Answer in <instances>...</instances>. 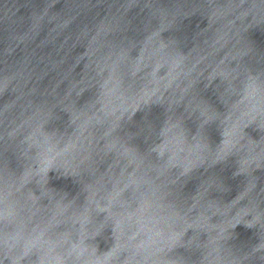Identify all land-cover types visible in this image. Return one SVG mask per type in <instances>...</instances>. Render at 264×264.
<instances>
[{"label":"water","instance_id":"obj_1","mask_svg":"<svg viewBox=\"0 0 264 264\" xmlns=\"http://www.w3.org/2000/svg\"><path fill=\"white\" fill-rule=\"evenodd\" d=\"M0 264H264V0H0Z\"/></svg>","mask_w":264,"mask_h":264}]
</instances>
